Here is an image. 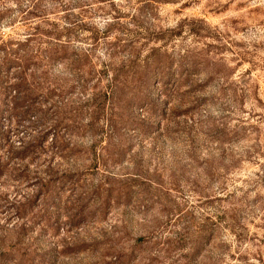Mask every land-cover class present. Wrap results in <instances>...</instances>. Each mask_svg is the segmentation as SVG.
Wrapping results in <instances>:
<instances>
[{"label": "rangeland", "instance_id": "1", "mask_svg": "<svg viewBox=\"0 0 264 264\" xmlns=\"http://www.w3.org/2000/svg\"><path fill=\"white\" fill-rule=\"evenodd\" d=\"M0 264H264V0H0Z\"/></svg>", "mask_w": 264, "mask_h": 264}]
</instances>
